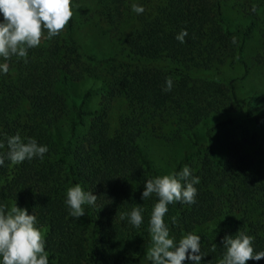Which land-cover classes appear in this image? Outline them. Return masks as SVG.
Masks as SVG:
<instances>
[{
    "label": "trees",
    "instance_id": "16d2710c",
    "mask_svg": "<svg viewBox=\"0 0 264 264\" xmlns=\"http://www.w3.org/2000/svg\"><path fill=\"white\" fill-rule=\"evenodd\" d=\"M229 4L255 17L232 25ZM260 10L54 0L63 26L14 29L0 53V264H264V107L225 74L248 72ZM94 32L118 52H87ZM85 80L95 108L75 91ZM176 143L157 165L155 145ZM154 231L177 242L149 251Z\"/></svg>",
    "mask_w": 264,
    "mask_h": 264
},
{
    "label": "rangeland",
    "instance_id": "374dc122",
    "mask_svg": "<svg viewBox=\"0 0 264 264\" xmlns=\"http://www.w3.org/2000/svg\"><path fill=\"white\" fill-rule=\"evenodd\" d=\"M54 0H0V21L4 22V26L0 27V35L4 30H8L7 37L0 41V53L8 50L15 38V30L20 31L27 29L29 23L33 18L44 22L45 26L49 29L56 28L64 25V18H61V24H57L56 16L50 11V4ZM44 3V5H42ZM228 5L226 16L232 25L245 24L248 19L255 17L249 10L245 11V7L241 6L232 7ZM43 8H47L45 18H41ZM249 13H252L251 15ZM264 13L260 10L255 27L252 29L250 37L244 45V59L246 61L248 72L244 75L242 65L235 64L234 66L227 67L225 71L228 76L236 77L238 80L236 86L241 97L248 95H255V104L264 107V22L261 20ZM259 21V22H258ZM91 37L82 39V44L87 52H92L98 57H105L115 55L117 51L116 45L111 43L107 36L102 35L100 32H94ZM24 37V34H22ZM99 86L97 81L85 80L75 86L77 95H82L87 89L92 91L90 101L85 105V108H95L99 104L100 95L94 89ZM262 122V121H261ZM181 143L171 144L169 146L155 145L154 158L156 164L163 166L164 164L172 163L175 155H178L182 149ZM153 154V153H152ZM177 242V239L164 235L159 231H154L151 235V243L149 251L152 249H162Z\"/></svg>",
    "mask_w": 264,
    "mask_h": 264
}]
</instances>
